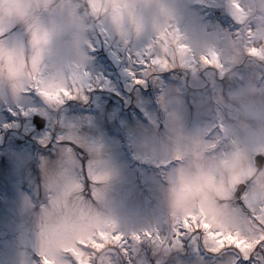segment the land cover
I'll use <instances>...</instances> for the list:
<instances>
[{
    "label": "rangeland",
    "instance_id": "obj_1",
    "mask_svg": "<svg viewBox=\"0 0 264 264\" xmlns=\"http://www.w3.org/2000/svg\"><path fill=\"white\" fill-rule=\"evenodd\" d=\"M0 31V264H264V0H0Z\"/></svg>",
    "mask_w": 264,
    "mask_h": 264
},
{
    "label": "water",
    "instance_id": "obj_2",
    "mask_svg": "<svg viewBox=\"0 0 264 264\" xmlns=\"http://www.w3.org/2000/svg\"><path fill=\"white\" fill-rule=\"evenodd\" d=\"M32 121H33V123H34V125H35V127L37 129L42 128L44 126V124H45V120L43 118L37 116V115H34L33 116ZM262 160H263L262 156L256 155V157H255V163H256V166L257 167H260L261 166ZM243 189H244L243 184L238 185L237 188H236V190H235V196L236 197H239L240 196V193L242 192Z\"/></svg>",
    "mask_w": 264,
    "mask_h": 264
},
{
    "label": "snow or ice",
    "instance_id": "obj_3",
    "mask_svg": "<svg viewBox=\"0 0 264 264\" xmlns=\"http://www.w3.org/2000/svg\"><path fill=\"white\" fill-rule=\"evenodd\" d=\"M0 32H2V31H0ZM67 91H71V90H67ZM259 241H257V243H258ZM234 247H235V245H233ZM85 247H87V245H85ZM255 247V245L253 246V248ZM242 254L244 255V258H245V260H247L248 259V257H249V255H250V252H242Z\"/></svg>",
    "mask_w": 264,
    "mask_h": 264
}]
</instances>
